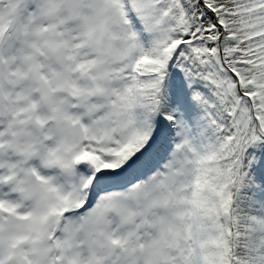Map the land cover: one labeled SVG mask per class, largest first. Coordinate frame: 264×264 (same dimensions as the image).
<instances>
[{
  "label": "snow or ice",
  "instance_id": "1",
  "mask_svg": "<svg viewBox=\"0 0 264 264\" xmlns=\"http://www.w3.org/2000/svg\"><path fill=\"white\" fill-rule=\"evenodd\" d=\"M0 264H264V0H0Z\"/></svg>",
  "mask_w": 264,
  "mask_h": 264
}]
</instances>
